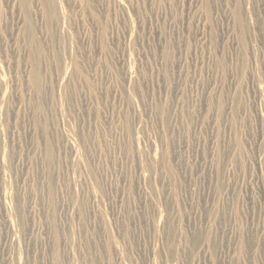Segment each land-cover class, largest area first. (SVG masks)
<instances>
[{
  "label": "rangeland",
  "instance_id": "rangeland-1",
  "mask_svg": "<svg viewBox=\"0 0 264 264\" xmlns=\"http://www.w3.org/2000/svg\"><path fill=\"white\" fill-rule=\"evenodd\" d=\"M0 264H264V0H0Z\"/></svg>",
  "mask_w": 264,
  "mask_h": 264
}]
</instances>
